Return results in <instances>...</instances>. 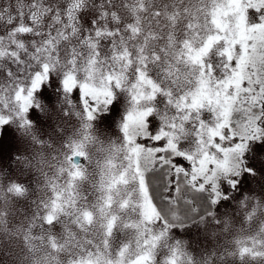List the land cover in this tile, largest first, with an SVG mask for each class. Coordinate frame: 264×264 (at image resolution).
<instances>
[{"label":"snow or ice","instance_id":"1","mask_svg":"<svg viewBox=\"0 0 264 264\" xmlns=\"http://www.w3.org/2000/svg\"><path fill=\"white\" fill-rule=\"evenodd\" d=\"M88 4L89 0H66L53 7L47 0L27 5L16 0L14 13L11 3L0 0V23L9 26L0 31V130L6 133L18 117L31 134L29 113L43 111L36 97L45 82L62 90L64 102L82 122L80 137L65 142L57 169L67 175L66 183L49 178L53 195L42 202L46 211L42 216L37 211L17 232L33 249V240L47 237L48 255L34 264H158L157 250L176 225L154 202L150 171L167 168L166 199L173 206L188 191L210 192L215 205L231 195L225 184L237 190L238 177L256 174L255 169L242 167L246 164L242 158L251 143L264 145V0H121L119 5L100 0L84 28L80 20ZM213 55L220 58L218 64L212 62ZM156 64L174 84L191 86L175 95L152 77L150 65ZM115 89L126 91L131 99L120 124L123 135L119 144L107 149L95 202L80 204L79 200H87L78 191L86 169L76 158L89 157L93 122L114 105ZM161 97L182 115L179 124L176 116L160 115L163 124L154 132L150 122L159 113L156 105ZM205 110L211 120L204 117ZM236 112L244 118L233 127ZM194 113L198 127L192 151L180 141L184 122ZM32 139L46 143L35 135ZM27 191L16 181L0 183V199L24 197ZM250 200L245 196L239 202L244 222H260L254 235L236 240L237 251L241 259L264 261V200L254 204ZM167 211L173 220L179 219L174 207ZM6 215L0 211V224ZM61 215L73 217L77 230L65 225L57 235L53 230ZM37 223L47 229L34 237ZM223 223L227 231L230 218ZM117 231L131 232L134 239L114 248ZM159 264L198 262L177 240Z\"/></svg>","mask_w":264,"mask_h":264},{"label":"rangeland","instance_id":"2","mask_svg":"<svg viewBox=\"0 0 264 264\" xmlns=\"http://www.w3.org/2000/svg\"><path fill=\"white\" fill-rule=\"evenodd\" d=\"M13 6V12H16V0H7ZM27 5L31 0H23ZM119 5L121 0H114ZM47 3L63 6L66 0H47ZM100 0H89L86 14L81 18L80 24L87 28V20L97 9L96 5ZM25 18H27V8H25ZM255 18V13H253ZM46 20L44 30L47 31ZM7 24L0 23V31L7 30ZM110 43V42H109ZM163 43V41H161ZM220 58L212 56L214 64L219 63ZM180 67H183L182 65ZM151 75L154 79L163 82L164 87L171 88L175 95L182 94L191 85L187 83L174 84L172 79L166 77L162 66L159 64L150 65ZM24 75V73H20ZM219 75V70L217 71ZM245 86L247 82L245 81ZM117 99L110 110L101 111L97 114V119L93 122V128L90 130L95 139L87 146L89 157L87 159L80 157L79 163L86 169V178L78 185V191L82 197L87 200H79L80 204H92L97 198L96 186L100 179V173L106 157L107 149L113 144H119L123 133L120 124L123 116L131 106L130 96L126 91L115 89ZM36 99L41 104L40 109H33L29 116L33 121L31 134L27 133L19 123V118H15L8 127L7 132L0 130V183L7 185L12 180L23 184L27 188V195L24 197H12L8 200L0 199V211H5V223L0 224V239L8 238L11 250L8 255L15 258L16 264H34V260L48 255L47 237L41 241L35 239L32 243L35 249L28 246L24 236L17 232L18 226H28V222L36 215L37 211L42 216L44 214L43 201L48 200L53 193L48 186V179L51 178L55 183L64 185L68 179L67 175L58 174L57 169L63 161L65 151L64 144L69 137L79 138L81 135L82 122L71 112V105L64 102V93L55 86V84L45 82L38 89ZM75 103V100L73 101ZM103 107V106H102ZM156 107L158 114L151 118L150 126L153 131H158L163 122L159 119L160 115L167 114L169 118L176 116L177 123H180L179 116L182 113L174 106L167 105V98L158 99ZM259 111V108L255 109ZM11 111V109H9ZM14 115V113H13ZM206 119L211 120L207 110L203 113ZM243 113L236 112L233 117V127H236L235 121L243 119ZM185 134L181 136V143L185 148L194 151L196 148L195 131L198 127V121L193 119L184 122ZM45 141L43 145L36 143L32 136ZM147 143V140L144 141ZM237 161L241 160L238 155ZM242 167H251L255 169V175L245 173L238 177L239 184L237 190H233L225 184V190L231 195L228 199L222 200L217 204L211 203L212 196L210 192L188 191L179 198L176 205H171L166 199L170 193L165 191L167 183V168H157L148 173V181L154 195V202L164 210V215L176 226L169 233V237L163 242L157 250L158 264L168 255H170V246H174L178 240L183 245V250L190 256L196 258L198 264H264V261L254 260L250 257L241 259L237 251V239L254 235L257 231V224L248 225L244 222V209L240 201L245 196L251 198L249 203L254 204L257 199L264 200V145L253 142L243 155ZM187 165L186 161H182ZM160 176L159 187L155 185L153 178ZM169 207L177 210L179 219L173 220L167 211ZM215 212V217L208 214ZM204 218V219H201ZM225 218H230L231 225L227 231H224ZM215 219H220L222 223H215ZM73 217L60 216V222L53 230L57 235L65 231V225L73 231L77 230V225L72 223ZM183 225V227H181ZM40 224L32 229V235L39 237L44 234ZM158 230V226H157ZM88 238H93L89 232ZM134 239V235L128 231H117L113 239V247H119L121 242ZM90 248L91 245H88ZM236 253V254H233ZM67 253L62 254L67 257Z\"/></svg>","mask_w":264,"mask_h":264},{"label":"clouds","instance_id":"3","mask_svg":"<svg viewBox=\"0 0 264 264\" xmlns=\"http://www.w3.org/2000/svg\"><path fill=\"white\" fill-rule=\"evenodd\" d=\"M163 3L164 0H161ZM53 7L56 5L53 4ZM11 250V245L8 242V238L5 237L0 239V264H16L15 258L8 255L9 251Z\"/></svg>","mask_w":264,"mask_h":264},{"label":"trees","instance_id":"4","mask_svg":"<svg viewBox=\"0 0 264 264\" xmlns=\"http://www.w3.org/2000/svg\"><path fill=\"white\" fill-rule=\"evenodd\" d=\"M160 178H161L160 176H155V177L153 178L155 185L158 186V187H159V181H160L159 179H160Z\"/></svg>","mask_w":264,"mask_h":264},{"label":"water","instance_id":"5","mask_svg":"<svg viewBox=\"0 0 264 264\" xmlns=\"http://www.w3.org/2000/svg\"><path fill=\"white\" fill-rule=\"evenodd\" d=\"M76 160L79 162L80 161V157H77Z\"/></svg>","mask_w":264,"mask_h":264}]
</instances>
